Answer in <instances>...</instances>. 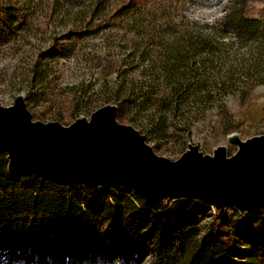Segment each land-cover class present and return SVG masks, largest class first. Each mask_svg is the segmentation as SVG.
<instances>
[{
    "label": "trees",
    "instance_id": "obj_1",
    "mask_svg": "<svg viewBox=\"0 0 264 264\" xmlns=\"http://www.w3.org/2000/svg\"><path fill=\"white\" fill-rule=\"evenodd\" d=\"M251 3L261 5L260 16L249 14ZM156 6L130 0L104 16L106 5L98 1L90 12V28L105 18L95 27L98 31L120 26L134 36L123 43L115 80L106 86L114 94L118 117L126 115L137 128L161 136L169 129L168 115H182L193 102L203 109L213 99L241 90L239 83L264 85V0H230L218 21L203 23L175 20L168 8ZM21 10L26 9L0 0V38L28 25L29 15ZM70 48L62 47L60 53L68 56ZM241 49L247 55L237 59ZM231 59L236 65H228ZM115 188L119 192L112 195L106 188L11 174L8 154L0 151V264H68L69 242L75 245L106 232L141 240L149 264H264V209L250 212L226 205L225 211L214 210L202 232L199 223L211 209L201 201L150 206L133 190ZM119 262L127 264L124 258Z\"/></svg>",
    "mask_w": 264,
    "mask_h": 264
},
{
    "label": "rangeland",
    "instance_id": "obj_2",
    "mask_svg": "<svg viewBox=\"0 0 264 264\" xmlns=\"http://www.w3.org/2000/svg\"><path fill=\"white\" fill-rule=\"evenodd\" d=\"M2 1L25 8L19 13H28L29 22L0 38V106L10 107L22 96L34 121L69 126L78 119H89L102 107L115 105L111 100L114 94L106 86L113 85L115 80L124 53L123 43L134 36L120 26L98 31L95 27L105 18L95 22L93 29L88 23L98 1L105 3L104 16H108L130 0ZM142 1L151 9L159 4L168 8L175 20L186 17L203 23L218 21L230 0ZM261 10L260 4H249L251 16H260ZM65 46L71 47L68 56L60 53ZM242 55H247L245 49L239 50L236 58ZM236 63L237 60L231 59L228 65ZM224 73L223 68L221 74ZM237 86L242 89L213 99L203 109L200 103L193 102L184 108L182 115L169 114V129L161 136L146 133L144 127L137 128L126 115L118 117V122L142 132L154 153L169 160L178 159L189 146H196L204 155L223 147L231 156L238 143L264 136V85ZM107 191L112 195L119 192L115 186ZM185 200L184 206L197 204L196 200ZM174 201L164 199L160 205L168 208L182 205ZM204 205L211 210L199 223L202 232L209 227L216 210ZM57 245L55 240L53 246ZM66 251L68 264H120L119 258H124L127 264H149L148 248L141 240H123L112 232L88 237L75 245L69 242ZM76 254L81 255L79 262L74 260Z\"/></svg>",
    "mask_w": 264,
    "mask_h": 264
},
{
    "label": "water",
    "instance_id": "obj_3",
    "mask_svg": "<svg viewBox=\"0 0 264 264\" xmlns=\"http://www.w3.org/2000/svg\"><path fill=\"white\" fill-rule=\"evenodd\" d=\"M0 151L8 154L11 174L88 189L125 187L150 206L189 199L216 210L264 209V136L238 143L231 156L223 147L204 155L189 146L169 160L156 155L133 126L118 122L115 105L64 126L34 121L19 96L14 105L0 106Z\"/></svg>",
    "mask_w": 264,
    "mask_h": 264
},
{
    "label": "built area",
    "instance_id": "obj_4",
    "mask_svg": "<svg viewBox=\"0 0 264 264\" xmlns=\"http://www.w3.org/2000/svg\"><path fill=\"white\" fill-rule=\"evenodd\" d=\"M237 208V207H236ZM238 209V208H237ZM225 210H227V206H224L223 208H222V211H225Z\"/></svg>",
    "mask_w": 264,
    "mask_h": 264
}]
</instances>
